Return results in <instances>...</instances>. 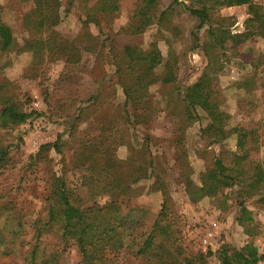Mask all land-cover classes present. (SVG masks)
Returning a JSON list of instances; mask_svg holds the SVG:
<instances>
[{
  "label": "rangeland",
  "instance_id": "rangeland-1",
  "mask_svg": "<svg viewBox=\"0 0 264 264\" xmlns=\"http://www.w3.org/2000/svg\"><path fill=\"white\" fill-rule=\"evenodd\" d=\"M60 1L62 20L54 29L80 49L78 62L66 63L63 54L50 56L48 51L32 62L31 52L20 50L29 36L22 16L32 8V2L0 0L2 19L14 39L12 49L0 51V82L6 80L7 94L21 110L35 112L24 122L0 125V145L7 148L9 158L0 184L11 186L0 191V212L9 216L19 209L25 213L23 223L38 212L43 214L41 197L46 194L50 173H63L69 184L77 185L75 148L81 140L100 133V125L110 120L111 131L124 137L115 148L119 159L136 156L141 150L154 162L151 174L133 185V194L120 200L123 212L143 209L149 224L164 201L189 248L206 252L221 244L240 248L251 243L264 256V204L259 201L264 189L249 185L254 166L264 167V37L253 35L239 49H230L231 41L221 31L236 34L246 30L250 25L246 6L218 7L213 0H156L150 25L131 33L128 24L137 20L131 14L140 0H121L120 10L103 16L98 25L81 22L76 0ZM253 1L264 6V0ZM202 6L209 14L208 23L197 30L198 19L186 8ZM162 10L164 15L158 22ZM222 37L226 40L221 45L217 42ZM151 44L160 54V62L149 76L154 80L148 85L147 98L152 109L140 114L135 125L122 124L124 96L116 63L123 71L131 70L132 77L143 72L147 61H128L124 47L131 46L138 57L145 56ZM168 71L174 78L164 82ZM204 71L211 80L212 100L229 114L225 129L235 125L248 128L244 146L236 145L233 132L220 144L205 139L201 128L208 119L198 108L190 113L183 102L184 87ZM102 133L107 136L108 129ZM53 142L58 143L59 151L50 146L41 148ZM216 161L236 181L214 195L190 200L186 178L199 186L211 170L217 171ZM157 179L161 188H157ZM244 190L251 193L243 203L251 218L245 214L238 222L236 218L242 213L238 194ZM191 191L196 192L193 186ZM106 199L101 196L98 201ZM3 221L0 216V225ZM125 245V254L135 247L128 236ZM78 261L79 254L72 246L63 253L61 264ZM218 263L216 253L208 257V264Z\"/></svg>",
  "mask_w": 264,
  "mask_h": 264
},
{
  "label": "trees",
  "instance_id": "trees-1",
  "mask_svg": "<svg viewBox=\"0 0 264 264\" xmlns=\"http://www.w3.org/2000/svg\"><path fill=\"white\" fill-rule=\"evenodd\" d=\"M22 1H31L33 6L22 16V26L29 36L20 50L30 51L32 62L44 57L46 51L50 56L63 54L66 63L78 62L80 49L54 29L62 20L59 13L61 1ZM76 1L81 8L83 24L98 25L103 16H111L121 8V0ZM213 2L218 7L245 5L250 15L247 18L250 25L245 26L246 30L236 34L221 30L231 41L230 49H239L253 35L264 37V6L256 4L253 0ZM155 3L156 0L139 1L131 14V17L137 20L128 24L129 32H141L150 25L153 15L151 10ZM186 9L198 19L197 30L208 23L209 14L205 6ZM163 15L164 10L157 16L158 22ZM224 39L222 37L217 43L222 45ZM13 41L12 31L3 21L0 11V51L12 49ZM150 46L151 49L145 56L139 54L138 57L131 46L124 47L123 55L128 61L133 62L137 58L147 61L143 72L132 77L131 70L123 71L116 63L115 73L118 75V84L124 96L120 116L122 124L135 125L141 120L140 114L152 109L147 98L148 85L154 80L149 76L153 74L155 65L160 62V54L153 44ZM172 77V72L168 71L163 81H171L174 78ZM211 94V80L205 71L194 82L187 84L182 93V100L186 107L191 109L190 113L198 108L208 119V123L201 128V134L212 143L220 144L228 133L233 132L237 135L236 145L244 146L249 135L248 128L235 125L225 129L229 114L219 110ZM33 113L35 112L27 113L21 110L7 94L6 80L0 82L1 126L24 122ZM78 117L79 114L76 115V118ZM107 122L98 128L100 133L86 138L85 141L81 140L74 150V165L79 170L77 185L69 184L63 173H50L46 182V194L41 197L43 214L38 212L30 222L23 223L21 218L25 213L19 209L9 213V216L0 212L4 219L0 225V264H61L63 253L72 246L79 254L77 264H208V257L214 253L218 256V264H264V256L258 254L256 247L251 243L240 248L221 244L217 250L208 249L206 252L189 248V242L181 234L179 222L177 224L175 218L170 215L164 201L149 224L146 223V211L143 209L130 208L123 212L120 200L134 193L133 185L151 174L154 162L151 156L146 158L141 150L136 156L119 159L115 148L124 142V137L122 134L113 133L111 121ZM106 129L108 133L104 136L102 132ZM49 146L59 151L57 142L44 144L41 148ZM245 157L246 154L242 155L241 159ZM8 161V150L0 145V177L7 169ZM216 166L217 171L211 170L202 178L199 186H195L186 178V193L190 200L197 201L203 196L214 195L218 190L229 187L236 181L231 175L224 173L225 167L220 161H216ZM252 178L249 184L251 187L264 189V167L254 166ZM156 182L157 188H161L158 179ZM0 186L1 192L11 188L8 184ZM191 186L196 192L191 191ZM238 195L242 199L239 209L243 214L236 220L241 222V217L245 214L248 219L251 218L250 211L243 204L244 198L251 196V193L244 190ZM101 196L107 197L103 203L98 201ZM259 201L264 204V195L260 196ZM126 236L130 237L135 247L125 254Z\"/></svg>",
  "mask_w": 264,
  "mask_h": 264
},
{
  "label": "built area",
  "instance_id": "built-area-1",
  "mask_svg": "<svg viewBox=\"0 0 264 264\" xmlns=\"http://www.w3.org/2000/svg\"><path fill=\"white\" fill-rule=\"evenodd\" d=\"M212 234V232H210V235ZM203 242L205 243L206 242V237H205V239H203Z\"/></svg>",
  "mask_w": 264,
  "mask_h": 264
}]
</instances>
